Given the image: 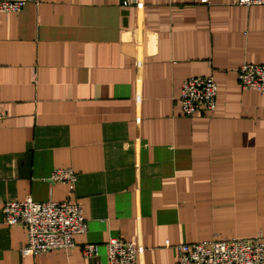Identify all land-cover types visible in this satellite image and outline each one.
I'll use <instances>...</instances> for the list:
<instances>
[{"label":"crops","instance_id":"crops-1","mask_svg":"<svg viewBox=\"0 0 264 264\" xmlns=\"http://www.w3.org/2000/svg\"><path fill=\"white\" fill-rule=\"evenodd\" d=\"M209 2L29 0L0 13V264H108L112 237L145 246L136 264H178L180 244L264 234V93L237 79L264 63V5ZM208 74L216 109L185 116L183 81ZM57 167L76 182L52 184ZM28 196L79 200L88 231L23 256L26 229L2 207ZM89 243L99 255L83 256Z\"/></svg>","mask_w":264,"mask_h":264},{"label":"built area","instance_id":"built-area-1","mask_svg":"<svg viewBox=\"0 0 264 264\" xmlns=\"http://www.w3.org/2000/svg\"><path fill=\"white\" fill-rule=\"evenodd\" d=\"M29 0H0V13L20 12ZM235 5L247 7L264 5V0H232ZM210 3L209 0H199ZM130 5V1H123ZM143 3L138 2V6ZM238 84L247 90L264 93V63L244 62L238 68ZM180 104L185 116L198 112H213L216 109L218 88L215 77L190 76L182 83ZM3 117L0 111V119ZM52 184H74L77 172L72 167H57L50 176ZM5 222L9 226L23 225L27 242L21 247L23 256H33L76 246L75 236L85 234L88 223L82 203L77 199L65 201H6L2 207ZM107 250L108 264H136L145 246L134 239L109 238L103 243ZM169 246V243H166ZM101 244L89 243L80 248L85 258L99 255ZM178 264H264V234L251 238H217L183 243L178 246Z\"/></svg>","mask_w":264,"mask_h":264}]
</instances>
